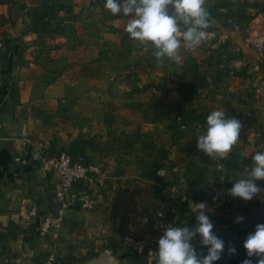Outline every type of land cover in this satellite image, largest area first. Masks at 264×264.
Wrapping results in <instances>:
<instances>
[{"label": "crops", "instance_id": "0c3cea01", "mask_svg": "<svg viewBox=\"0 0 264 264\" xmlns=\"http://www.w3.org/2000/svg\"><path fill=\"white\" fill-rule=\"evenodd\" d=\"M10 6V1H0V125L17 126L18 130L16 134L12 130L3 131L0 136V264H40L47 254L57 259L65 254L86 257L112 250L126 255L122 246L126 233L149 240L145 254L138 257L142 264H148L149 252L158 247V237L149 236L147 231L151 205L157 207L162 202L167 217L173 215L169 219L177 221L178 226L193 227L196 220L189 205L199 202L184 191L191 175L186 154L197 149L183 139L192 125L170 128L164 117L144 121L143 112L132 105L178 100L175 72L170 76L168 95L157 94L155 90L161 87L147 81L145 87L134 91L137 95L128 94L116 107L95 93L100 84L98 80L92 81L91 72L78 73L71 79L64 77V61L59 64L60 75L56 79L40 80L38 69H33L36 67L19 62L24 51L15 41L16 34L11 33L14 14L10 13ZM87 16H83L81 25L90 28L95 17L90 13ZM123 20L124 17H116L107 22L118 33V40H112L111 48L115 49L113 56L120 65L113 68L144 73L157 70L149 64L150 49L136 44L127 35L133 48L127 56H118L119 38L125 33L120 30L124 27ZM90 36L96 46L100 38L94 33ZM10 42L12 46L7 47ZM95 46L89 54L99 51ZM70 53L71 67L79 68L77 63L82 60L74 59L75 55ZM189 54L179 53L181 60L174 65L182 64ZM190 55L197 58V54ZM161 66L158 71L163 70L165 76L164 65ZM150 83L154 89L144 96L142 93ZM223 93L220 88L211 98ZM203 98L184 101L183 106L207 110L209 115L207 104L212 99L206 97L210 100L206 102ZM196 127L193 130L204 129L200 123ZM72 142L77 143L76 154L85 158L87 177L74 183L61 205L55 196L58 181L55 155L67 150ZM82 193L93 200L89 210L77 204L75 197ZM32 206L37 208L35 218L28 216ZM59 207L62 208L59 223L40 234L39 219L53 215ZM194 243L198 244V238ZM120 260L122 264L132 262L129 256Z\"/></svg>", "mask_w": 264, "mask_h": 264}, {"label": "rangeland", "instance_id": "374dc122", "mask_svg": "<svg viewBox=\"0 0 264 264\" xmlns=\"http://www.w3.org/2000/svg\"><path fill=\"white\" fill-rule=\"evenodd\" d=\"M6 1H10L9 8L12 9L10 13L14 14L11 33L16 34L15 41L24 51L19 62H29L36 67L33 69H38V79L48 81L56 79L60 75L59 64L64 61V77L71 79L78 73L80 75L91 72L92 81L98 80L100 84L95 93L104 101L114 104L115 107L128 94L137 95L134 91L137 87H145L144 84L147 81L155 82L156 88L161 87L155 90L157 94L168 95L167 86L171 83L170 76H173L178 66L176 67L174 62H170L166 57L163 63H157L151 49L148 53L151 60L149 64L153 65L152 69L157 70L144 73L138 70L132 71V69L126 71L113 68L120 65L113 56L115 49L111 48L112 40H118V33L115 27L107 22L109 19L124 16H113L104 8V0ZM205 6L209 12L210 27L207 31L211 33V39L206 43L202 42L192 51H187L182 46L180 54H197L198 59L206 54L215 55L219 64L217 70L220 72L219 88H222L224 93L217 98L209 97L212 102L206 97L203 100L210 101L207 104L210 106V112L214 109H224L228 117L238 118L242 128L237 144L226 158L212 159L198 149L187 152L185 162L191 167V173L189 172L191 175L187 178L184 191L192 194V197L199 202L207 203L209 209L207 214L210 218L226 220L229 225L236 226L235 231L240 225L234 222L235 218L244 216L249 208H257L264 202V180L257 181L262 191L252 200L233 198L226 192L233 183L230 179L238 177L246 168L241 162L240 153L250 154V152L264 150V0H206ZM88 13L95 17L90 28L89 25L87 27L81 25L82 19H85L83 16L88 17ZM126 19L124 17L123 26ZM33 20L38 22L35 29L32 28ZM43 22L48 25H43ZM123 29L120 30L123 32ZM90 33L100 38L96 46L91 43ZM124 34L129 37L126 32ZM94 46L99 51L89 54ZM70 52L75 55L74 59L82 60L77 63L79 68L71 67ZM109 52H112V55H109ZM162 64L167 73L165 76L163 70L158 71ZM84 67L85 70H83ZM150 84L151 86L148 89L145 88L142 93L144 96H148L154 89L152 87L154 85ZM229 93L237 94L242 101H236L234 97L229 96ZM196 112L200 118L205 116V122L190 120L189 125L192 126L187 129L186 137L183 138L188 141L187 144L191 142L195 146L196 136L200 131L193 129L197 128L196 125L199 123L204 127L208 115V112ZM185 149L187 148L184 147L183 151ZM155 208L154 204L151 205L147 231L149 236L159 237L162 231L156 229L152 223ZM175 222L174 226H178ZM247 234H240L239 240L243 241ZM114 256L118 257L117 254Z\"/></svg>", "mask_w": 264, "mask_h": 264}, {"label": "clouds", "instance_id": "9594fccd", "mask_svg": "<svg viewBox=\"0 0 264 264\" xmlns=\"http://www.w3.org/2000/svg\"><path fill=\"white\" fill-rule=\"evenodd\" d=\"M205 5L206 0H104V8L113 16L127 18L123 30L130 40L151 49L157 63H163L165 57L179 62L182 46L192 51L211 39L207 31L209 12ZM241 128L238 118L227 117L224 109H214L207 115L204 129L196 136L197 149L212 159L226 158L237 144ZM248 155L240 153L241 159ZM250 159L251 165L238 177L230 179L233 183L226 192L233 198L252 200L262 191L257 181L264 180V150L254 152ZM189 208L195 216V225H162L158 247L149 252L148 264H214L221 259L225 241L213 232L207 203L192 202ZM159 215L162 217L163 213ZM243 220V216H237L234 222ZM197 238L199 250L194 243ZM242 246L246 258L240 264H264V223L255 225ZM227 251L229 255L237 253L231 244Z\"/></svg>", "mask_w": 264, "mask_h": 264}, {"label": "trees", "instance_id": "16d2710c", "mask_svg": "<svg viewBox=\"0 0 264 264\" xmlns=\"http://www.w3.org/2000/svg\"><path fill=\"white\" fill-rule=\"evenodd\" d=\"M32 24V28L34 29L38 26V22L36 20H33ZM42 24L48 25L46 22H43ZM11 46L12 44L10 42L7 47ZM132 48L133 47L128 42L126 35L124 33L121 34V37L119 38L118 56H127ZM217 67H219V64L213 54H208L201 60H198L193 55H186L184 61L177 67L175 72V84L178 100L171 103L162 101H151L149 103L138 102L132 105L143 112L142 118L144 121H157L161 119V117H164L169 121L168 127L170 128L175 127V125L177 128L180 126H188L190 120L204 123L205 116L201 118L198 117L199 114L196 112L197 110L195 108H184L183 102L196 97H211L220 91V72L217 70ZM206 76L212 77L211 83L206 81ZM229 96L232 98L234 97L236 101H242L237 94L229 93ZM200 111L208 112L207 110ZM150 114L151 116H148ZM177 121H179V124H177ZM76 144L77 143L72 142L66 150L72 156L76 154ZM253 153L254 152H251L247 158L241 159L244 167L251 165L250 157ZM210 220L214 225L213 232L225 241V251L222 254L221 259L215 261L214 264H240V261L246 258V252L242 246L243 241L239 240L238 237L240 234H247L249 232L244 230L240 225H238V228L234 231L236 226L234 227L229 225L226 220H215L212 218H210ZM229 244L236 247L237 253L235 255L228 254L227 248ZM196 246L199 250V243ZM110 253L113 255L116 254L113 250L110 251ZM95 254H97V252L86 257H76L72 254H65L60 260L65 264H73L75 262H82ZM126 256L131 258V264H142L138 260L139 256L137 255H131L127 252L126 255H118V257L122 259Z\"/></svg>", "mask_w": 264, "mask_h": 264}, {"label": "built area", "instance_id": "2783aa9c", "mask_svg": "<svg viewBox=\"0 0 264 264\" xmlns=\"http://www.w3.org/2000/svg\"><path fill=\"white\" fill-rule=\"evenodd\" d=\"M206 81L211 83L212 78L206 76ZM55 172L57 174V184L55 187V196L57 200L63 205L70 190L77 181H82L87 177V165L83 154L70 155L66 150L58 151L55 155L54 162ZM78 198L77 204L80 208L89 210L93 207V200L88 194L82 193ZM163 213L161 217L159 213ZM28 216L35 218L37 216V208L32 206L28 209ZM62 216V208L55 210L53 215L47 214L42 216L38 221V232L40 234L48 232L52 227H55ZM152 223L156 229L162 231V225L168 223L174 226V222L169 220L164 212L163 203H160L153 211ZM150 242L146 237H135L126 233L122 237V246L124 250L131 254L142 256L145 254ZM142 248V251H141ZM40 264H65L60 259L55 258L52 254H47L43 257Z\"/></svg>", "mask_w": 264, "mask_h": 264}, {"label": "water", "instance_id": "95a60500", "mask_svg": "<svg viewBox=\"0 0 264 264\" xmlns=\"http://www.w3.org/2000/svg\"><path fill=\"white\" fill-rule=\"evenodd\" d=\"M14 131L16 134L17 126L9 127L6 125H0V136L3 131ZM244 220L240 222L241 227L246 231H253L257 223H264V202H262L257 208H249L244 214ZM73 264H122L120 258L114 256L108 251L97 252L94 256L82 261L75 262Z\"/></svg>", "mask_w": 264, "mask_h": 264}]
</instances>
